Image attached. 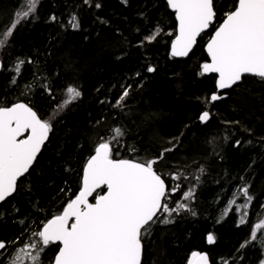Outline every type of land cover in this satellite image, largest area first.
Returning <instances> with one entry per match:
<instances>
[{
	"label": "trees",
	"instance_id": "1",
	"mask_svg": "<svg viewBox=\"0 0 264 264\" xmlns=\"http://www.w3.org/2000/svg\"><path fill=\"white\" fill-rule=\"evenodd\" d=\"M236 3L213 0L214 23L186 59H172L176 25L165 0H38L0 47V106L27 104L51 131L13 196L0 204V241L7 244L0 264L38 243L32 233L78 193L83 166L102 141L116 158L157 160L164 203L170 210L186 205L161 210L142 231L141 264H189L193 252L206 253L210 264L264 262V236L259 245L252 239L264 221V79L243 77L217 93L215 77L201 75L203 48ZM25 4L0 0V33ZM69 86L81 95L64 105ZM213 93L221 98L211 101ZM204 111L210 118L201 123ZM243 211L248 215L241 224ZM260 230L264 235V228L256 235ZM56 251L49 245L40 264ZM24 264H31L27 257Z\"/></svg>",
	"mask_w": 264,
	"mask_h": 264
},
{
	"label": "snow or ice",
	"instance_id": "2",
	"mask_svg": "<svg viewBox=\"0 0 264 264\" xmlns=\"http://www.w3.org/2000/svg\"><path fill=\"white\" fill-rule=\"evenodd\" d=\"M84 2L88 3V0ZM37 4L38 0H26L23 10H18L14 21L0 33L3 37L0 47L6 44L17 25L35 12ZM167 4L175 13L178 33L172 41L171 55L187 56L196 38L209 27L216 15L213 0H167ZM233 8L225 14L223 23L207 44L211 62L201 66V74H218L217 89L232 87L245 74L264 79V0H237ZM75 21L73 16L70 21L73 28L79 27ZM154 38L146 37L149 41ZM22 63H17V72ZM147 70L153 72L155 69L149 67ZM66 95L64 105L81 93L69 86ZM127 95L125 90L117 103ZM220 98L213 93L211 101ZM209 118L208 111L199 116L201 122ZM50 131V123L42 120L27 104L0 106V201H5L16 190L18 178L28 172ZM25 132L27 137L18 139ZM115 132L117 136L122 135L119 128ZM163 155L161 153L160 158ZM155 163L157 160L153 159L116 158L109 141L99 142L83 168L79 193L67 203L62 213L54 215L43 223L41 229L32 233L39 238L38 243L20 248L9 258L8 264H24V257L31 264H40V254L57 242L58 252L51 264H141L142 231H147V226L155 222L154 218L161 210L170 213L186 208V205L178 204L177 209L170 210L164 203L166 185L155 170ZM97 189L106 191L94 197L95 203H90L89 197ZM241 192L250 202L247 188ZM190 195L186 193L185 199ZM235 203V200L229 202L230 206ZM247 206L245 203L243 208ZM237 211H240L239 206ZM247 215V211L241 212V224L245 223ZM262 228L264 221L255 225V230ZM255 230L252 239L256 238ZM207 239L209 243L214 242L211 234ZM6 247L7 244L0 241V250ZM29 249H35V254ZM192 257L189 264H208L206 255L193 252Z\"/></svg>",
	"mask_w": 264,
	"mask_h": 264
},
{
	"label": "water",
	"instance_id": "3",
	"mask_svg": "<svg viewBox=\"0 0 264 264\" xmlns=\"http://www.w3.org/2000/svg\"><path fill=\"white\" fill-rule=\"evenodd\" d=\"M165 4H166V6H167V9H168V11L170 12V13H172L173 14V17H174V21H175V25H176V28H175V37H176V35L178 34L177 33V21H176V18H175V13H174V11L168 6V4H167V0H165ZM225 19V18H224ZM223 19V20H224ZM214 23V19H213V21H212V23L210 24V25H212ZM221 23H223V21L221 22ZM210 25H209V27H210ZM209 27L207 28V29H205L203 32H201L200 33V35L196 38V43L192 46V48H191V50L189 51V53H188V55L187 56H182V57H173L172 55H171V45H172V42H171V44H170V47H169V56L172 58V59H186L191 53H192V51L194 50V48H195V46H196V44H197V41H198V39L203 35V34H205L207 31H208V29H209ZM216 31V30H215ZM215 31L212 33V35L215 33ZM212 35H211V37H212ZM175 37H174V39H175ZM211 37L209 38V40L211 39ZM173 39V40H174ZM172 40V41H173ZM209 40L206 42V44H205V46H204V48H203V50H204V53H205V55H206V58H207V62L206 63H210L211 62V58L208 56V53H207V44H208V42H209ZM0 70H1V63H0ZM201 73H202V68H201ZM202 76H209V75H212V76H214L215 77V82H214V87H215V90H216V92L217 93H224V92H226V91H228V90H230V89H232L233 87H235L236 85H238V83L240 82H237L235 85H233L232 87H230V88H227V89H217V87H216V80L218 79V74H216V73H205V74H201ZM243 77H252V78H257V79H261V78H259V77H255V76H252V75H248V74H245ZM242 77V78H243ZM12 105H10V106H7V107H11ZM201 122V121H200ZM201 123H205V122H201ZM27 132H25L24 134H22L20 137H18V139H24V138H26L27 137ZM48 139V138H47ZM47 139L45 140V142H44V144L41 146V149H42V147L46 144V142H47ZM41 149H40V151H41ZM39 153L40 152H38L37 153V157H38V155H39ZM36 157V158H37ZM36 160V159H35ZM34 160V161H35ZM34 163V162H33ZM86 164V163H85ZM33 165V164H32ZM32 165L30 166V168L32 167ZM85 166V165H84ZM30 168H29V170H30ZM84 168V167H83ZM28 170V171H29ZM27 174V172L24 174V175H26ZM23 175V176H24ZM22 176V177H23ZM82 176H83V169H82ZM82 176H81V183H82ZM22 177H20V178H18V181L22 178ZM17 181V182H18ZM97 190H99V189H97ZM96 190V191H97ZM104 191H106V189H103ZM103 191V192H104ZM15 193V191L13 192V194ZM79 193V192H78ZM13 194L11 195V196H13ZM103 194V193H102ZM10 196V197H11ZM10 197H8V198H6L5 200H7V199H10ZM75 198V197H74ZM73 198V199H74ZM3 201H0V204L2 203ZM90 202V201H89ZM90 203H95V200H93L92 202H90ZM63 211V210H62ZM62 211H61V213H62ZM42 228V227H41ZM55 244H57V245H59V243L57 242V243H55ZM1 251V250H0ZM57 252H58V250H57ZM56 252V253H57ZM200 254H203V255H206V253H200ZM56 255V254H55ZM54 255V256H55ZM207 256V255H206ZM141 258H142V256H141ZM54 259V258H53ZM193 259V258H192ZM191 259V260H192ZM53 261V260H52ZM51 264V263H50ZM208 264H210V262H209V259H208Z\"/></svg>",
	"mask_w": 264,
	"mask_h": 264
},
{
	"label": "rangeland",
	"instance_id": "4",
	"mask_svg": "<svg viewBox=\"0 0 264 264\" xmlns=\"http://www.w3.org/2000/svg\"><path fill=\"white\" fill-rule=\"evenodd\" d=\"M256 236H257L258 239L255 241V243L259 245L261 240H262V238H263V236H264L263 232L260 230L259 232H257Z\"/></svg>",
	"mask_w": 264,
	"mask_h": 264
},
{
	"label": "bare ground",
	"instance_id": "5",
	"mask_svg": "<svg viewBox=\"0 0 264 264\" xmlns=\"http://www.w3.org/2000/svg\"><path fill=\"white\" fill-rule=\"evenodd\" d=\"M222 21H223V19H222ZM203 52H204V50H203ZM205 56H206V55H205ZM206 62H207V61H206ZM34 162H35V161H34ZM84 165H85V164H84ZM83 167H84V166H83ZM24 176H25V175H24ZM24 176H23V177H24ZM23 177H22V178H23ZM80 187H81V184H80ZM78 192H79V191H78ZM77 194H78V193H77ZM101 194H102V193H101ZM74 197H75V196H74ZM74 197H73V198H74ZM73 198H72V199H73ZM7 200H8V199H7ZM5 201H6V200H5ZM5 201H3V202H5ZM3 202H2V203H3ZM90 202H91V201H90ZM66 205H67V204H66ZM66 205H65V206H66ZM65 206H64V207H65ZM159 213H160V212H159ZM159 213H158V214H159ZM157 216H158V215H157ZM154 219H155V218H154ZM52 245H56L57 248H59V245H57V244H52ZM2 250H3V249H2ZM56 252H57V251H56ZM55 254H56V253H55ZM55 254H54V255H55ZM54 255H53V258H54ZM53 258H52V260H53ZM52 260H51V262H52ZM51 262H49V263H45V264H50Z\"/></svg>",
	"mask_w": 264,
	"mask_h": 264
},
{
	"label": "flooded vegetation",
	"instance_id": "6",
	"mask_svg": "<svg viewBox=\"0 0 264 264\" xmlns=\"http://www.w3.org/2000/svg\"><path fill=\"white\" fill-rule=\"evenodd\" d=\"M57 250H58V248H57Z\"/></svg>",
	"mask_w": 264,
	"mask_h": 264
}]
</instances>
